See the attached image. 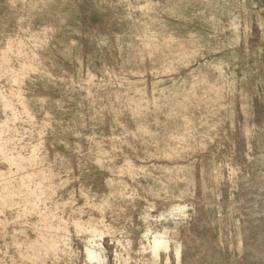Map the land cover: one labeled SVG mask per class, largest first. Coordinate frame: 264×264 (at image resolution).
Here are the masks:
<instances>
[{
  "label": "rangeland",
  "instance_id": "374dc122",
  "mask_svg": "<svg viewBox=\"0 0 264 264\" xmlns=\"http://www.w3.org/2000/svg\"><path fill=\"white\" fill-rule=\"evenodd\" d=\"M0 264H264V0H0Z\"/></svg>",
  "mask_w": 264,
  "mask_h": 264
}]
</instances>
